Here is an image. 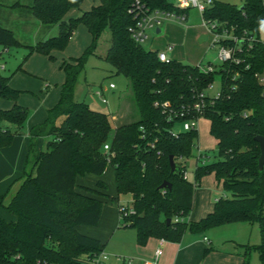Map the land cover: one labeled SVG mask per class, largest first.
Returning <instances> with one entry per match:
<instances>
[{
    "label": "trees",
    "instance_id": "trees-1",
    "mask_svg": "<svg viewBox=\"0 0 264 264\" xmlns=\"http://www.w3.org/2000/svg\"><path fill=\"white\" fill-rule=\"evenodd\" d=\"M136 1L101 0L87 12L81 11L84 0H34L29 7L45 27H59L57 37L26 47L30 55L40 54L55 62L53 53L64 52L80 26L88 29L92 44L80 57L62 63L61 98L48 111L46 122L31 130L28 169L21 186L8 204L9 192L0 197V210L17 218V222H7L0 217V264H89L100 255L101 243L77 228L97 227L104 203L78 192L77 178L100 177L109 165L115 172L118 196H132V208L121 211V227L136 231L138 246H147L152 238L180 243L189 232L204 234L247 223L259 227L261 242L245 246V264H250L253 253L264 264V168L259 166L261 147L256 141V137H264V82L257 77L264 73V0H244L242 7L222 2L206 7L203 18L207 25L218 23L238 37L247 34L252 38L243 44L242 52L235 51L239 64L228 62L212 73H205L201 65L163 63L159 52L136 43L129 31L136 24L129 13ZM139 1L152 11L188 13L168 0ZM73 10L80 11V16L66 20ZM106 30L111 32V46L105 61L116 75L129 81L139 114L135 122L114 125L111 115L75 100L79 77ZM0 46L24 47L13 31L2 26ZM217 75L221 77L219 95L207 96L202 112H194L198 95L206 93ZM9 82L10 78L0 76V99L15 103L10 110H0V150L13 144L29 115L18 104L22 92ZM61 118L64 120L57 126ZM193 119L210 121V134L218 147L215 163L197 166L195 184L185 179V164L193 157L199 131L174 133L180 124ZM5 123L15 130L4 127ZM41 137L51 140L46 151L37 153L35 144ZM106 144L109 152L104 150ZM209 175L232 196L221 198L206 218L191 222L196 186ZM165 183L172 188L162 189ZM98 187L106 189L102 182ZM86 191L100 194L94 189Z\"/></svg>",
    "mask_w": 264,
    "mask_h": 264
},
{
    "label": "crops",
    "instance_id": "crops-1",
    "mask_svg": "<svg viewBox=\"0 0 264 264\" xmlns=\"http://www.w3.org/2000/svg\"><path fill=\"white\" fill-rule=\"evenodd\" d=\"M100 1L96 4V0H84L81 11H90L93 7L98 6ZM33 2L34 0L24 2L22 0H0V26L13 31L24 48L36 46L41 41L59 35L58 26L48 29L31 14L29 7L33 5ZM80 14V11L73 10L67 15L66 20L76 18ZM206 40V37L203 38V41ZM91 44L92 36L88 29L85 26H80L68 48L64 52L56 51L53 53V56L56 58L55 62L51 61L49 57L40 54L30 55L29 52L26 62L21 64L19 61L20 64L15 66L16 70H13L14 72L10 76H4L0 72V76L10 78L9 85L11 88L22 92L18 104L29 111L27 121L15 137L13 144L8 148L0 150V197L9 192V196L12 199L21 186L20 180L28 169L27 159L31 144V130L36 126L43 125L48 119V111L54 108L60 101L62 86L65 82V74L61 69L62 63L71 58L80 57L84 53L82 51L89 48ZM76 49H79L77 54ZM12 50L5 49L2 52L0 48V58L3 53L10 54ZM80 53L82 54L80 55ZM1 69L7 70L4 66ZM101 91L105 92L103 89ZM14 105V102L0 99V110H10ZM125 116H127L125 107H122L118 115L112 116L113 122H116L117 118H119L120 120L117 122L121 124V120L125 119ZM63 120L64 118L59 119L57 126ZM115 125L117 124L115 123ZM4 127L15 130V126L8 123H5ZM50 140L51 138L47 137L38 138L35 144V151L37 153L43 152ZM202 162L204 163L205 160ZM110 170L108 168L100 177L86 175L77 178L78 192L94 196L104 203L101 219L97 227L80 226L77 228L81 234L98 240L101 243V247L108 240L109 235L115 233L116 230H121V207L131 209L133 204V199L130 195L119 197L115 189L112 192V190L108 191V189L98 187L99 182L107 186L106 176L109 172L112 173ZM112 175L115 182L114 169ZM196 188L194 207L188 219L191 222H199L206 218L209 214L213 213L216 203L221 198L228 199L232 196L231 193L223 190L222 185L218 183L214 175L204 178ZM86 189H94L100 194L92 195ZM122 197L129 198L127 205L122 203ZM110 203L111 205H109ZM5 221L17 222V218L14 216L13 221ZM238 224H246L251 229L258 227L257 225L247 223ZM233 225L237 224L221 228ZM211 234V231L204 234L187 233L180 243H170L152 238L145 247H140L138 244L135 247L134 245V249L129 254L132 257L129 258L130 264H245V246H257L259 244V240L255 245H252L250 242L245 244L246 241L238 242L233 235L225 238H216L211 236ZM119 237L122 239V236ZM159 249L163 253L158 263H156V252ZM250 264H261L257 253L251 255Z\"/></svg>",
    "mask_w": 264,
    "mask_h": 264
},
{
    "label": "rangeland",
    "instance_id": "rangeland-1",
    "mask_svg": "<svg viewBox=\"0 0 264 264\" xmlns=\"http://www.w3.org/2000/svg\"><path fill=\"white\" fill-rule=\"evenodd\" d=\"M24 1L27 0H22V2ZM181 1L182 0H168L174 8L180 9L182 8ZM198 1L200 4L204 5H207L209 1L212 3L222 2L239 7H242L244 4V0ZM98 3L99 0H96V4ZM184 16L186 17V20L183 18L164 20L162 25L158 27L161 30L160 33H157V28L149 31V40L143 44V47L147 51L166 52L171 60L182 63L186 66H198L199 64L207 66L211 63L219 68L222 65L218 58L219 46L214 45L215 35L212 32L211 26L206 25L203 14L196 7L190 6L187 15ZM205 37L207 40L203 41V38ZM261 40L264 42V28L261 30ZM110 46L111 32L110 30H106L98 41L94 53L88 57L85 70L79 77L75 90V100L87 104L95 111L109 114L111 117L113 115H118L124 105L127 116H125V119L121 120V124L135 122L139 119V114L137 107L134 104L129 81L123 76L116 75L114 68L105 61ZM170 46H173L172 51L168 50ZM0 48L2 52L5 50L4 47L0 46ZM85 51H82V53H85ZM29 52L28 48L21 47L19 49H13L10 54L3 53L0 58L1 74L4 76H10V74L14 72L13 70H16L15 66L20 64L19 61L21 64L26 62ZM78 52L79 49H76V54ZM82 53H80V55ZM2 66L6 67L7 70L4 71L1 69ZM260 77L264 78V73ZM110 85H114L115 89L111 90ZM101 89L105 90L103 98L106 99L107 104L103 103L101 97L97 95V92ZM220 91L221 77L217 75L212 87L206 91V94L210 98H214L218 96ZM117 119L120 120L119 118ZM117 121L114 122V125L115 123L121 125ZM177 129L179 130L180 127L178 126ZM198 131L199 138L193 151V157L187 160L185 164L187 167V179L193 184L196 182L195 171L197 166L203 164V162L198 163V157L201 153L207 157L205 158V163L207 164L215 163L218 160L217 141L210 134V121L207 119H200L198 123ZM44 151H46V149ZM108 168L111 169L110 171L113 173V168L110 165ZM112 173L109 172L106 176L108 182L106 183V189H108V191L112 190L113 192V189L117 191V188ZM199 184L200 183L197 185ZM10 199L9 196L6 200V204L10 202ZM128 199L129 198L122 197V203L127 205ZM109 205H111V203ZM0 216L5 220H14V216L4 209L1 210ZM210 231L212 233L211 236L216 238H225L233 235L238 242L246 241L245 244L250 242L252 245H255L259 240L260 244L258 227L251 229L246 224H237L225 228H214L209 230V232ZM189 234L192 233L189 232ZM119 236H122V239H120ZM136 244L137 233L134 229L122 227L121 230H116L115 233L108 236V240L102 246V252L107 256L105 264H123L122 260H125L130 264L131 262L129 258L132 257L129 254L131 250L134 249V245L136 247Z\"/></svg>",
    "mask_w": 264,
    "mask_h": 264
},
{
    "label": "built area",
    "instance_id": "built-area-1",
    "mask_svg": "<svg viewBox=\"0 0 264 264\" xmlns=\"http://www.w3.org/2000/svg\"><path fill=\"white\" fill-rule=\"evenodd\" d=\"M212 2L209 1L207 5L200 4L198 0H182L181 1V9H188L190 6L196 7L202 14L205 11L206 7L211 5ZM129 13L134 17L136 20V24L130 28V33L134 41L138 44L143 45L149 40V35L148 32L151 30H154L162 25L164 20L168 19H174V18H183L186 20V17L184 15H176L175 13L171 12H165V11H152L150 10L145 4H143L141 1L137 0L134 2L129 10ZM206 22V21H205ZM207 25V23H206ZM212 32L214 33V45L219 46V52H218V58L221 64H225L228 62H234L239 64L240 60L235 59V51L237 50L238 52H242L243 44L246 42H249L252 40V38H247L246 35L244 36H236L232 31H229L227 28L220 24L213 23L211 25ZM228 42V43H227ZM231 43H234V46H231ZM169 51L173 50V46H170L168 48ZM158 58L161 62L163 63H170L171 59L168 57L166 52H159L158 53ZM201 68L205 73H212L215 70V66L213 64H208L207 66H204L201 64ZM261 80V82H264V78H261L260 75L257 76ZM212 86L209 87V89ZM111 89H115L114 85H110ZM97 95L101 97L103 103L107 104L106 99L103 98V91H98ZM219 95V94H218ZM207 97L206 93H202L198 95V100L195 103L193 110L194 112L201 113L204 106H205V98ZM200 119H193L190 121H185L184 123L180 124L179 127L180 129L175 130L174 133L175 135L178 133L182 132H189L192 130H198V123ZM104 150L106 152L110 151V145L106 144L104 146ZM201 158L202 161L205 160L203 157V154L201 153L199 155V158ZM198 158V159H199ZM200 160V159H199ZM205 163V162H204ZM185 179H187V176L185 175ZM127 209L126 207H122L120 211H125ZM126 212L125 215L131 213ZM177 221H179L177 219ZM162 250L159 249L156 252V259L155 262L158 263L159 258L162 255ZM107 260V256L104 255V253H100L97 257L89 261V264H105Z\"/></svg>",
    "mask_w": 264,
    "mask_h": 264
},
{
    "label": "water",
    "instance_id": "water-1",
    "mask_svg": "<svg viewBox=\"0 0 264 264\" xmlns=\"http://www.w3.org/2000/svg\"><path fill=\"white\" fill-rule=\"evenodd\" d=\"M157 32L160 33V29H158ZM256 141L260 144V147H261V158L259 160V166H260V169L262 170L264 168V137L258 136V137H256ZM170 164H171L172 170L175 171L176 170V164H175L173 156L170 157ZM161 188L162 189H165V188L171 189L172 186L169 183H165ZM168 222H170V220Z\"/></svg>",
    "mask_w": 264,
    "mask_h": 264
}]
</instances>
